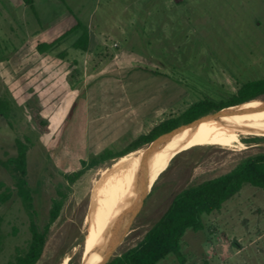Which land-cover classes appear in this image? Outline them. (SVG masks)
Here are the masks:
<instances>
[{
	"label": "rangeland",
	"instance_id": "obj_1",
	"mask_svg": "<svg viewBox=\"0 0 264 264\" xmlns=\"http://www.w3.org/2000/svg\"><path fill=\"white\" fill-rule=\"evenodd\" d=\"M51 1L62 12L46 13V6H40L45 0H37L41 22L29 7L19 12L16 6L0 0V98L11 102L9 117L0 115V194L11 193V198L0 204V264H8L18 251L26 249L32 219L43 229L53 201L62 198L63 207L49 228L36 264H84V241L71 247L87 235L86 218L95 186L119 159L84 169L74 182L68 178L82 169V160L96 156L87 144L95 129L89 124V105L98 103L109 115L103 123L116 121L122 80L134 63H121L117 71L120 77L117 73L116 79L105 77L88 93L80 86L69 95L67 71L71 61L78 59L73 43L81 31L44 53L39 52V44L54 41L79 19L102 33L101 39L110 48L117 40L121 51L133 47L148 54L151 60L139 64L170 77L165 83L170 93L160 104L164 103L165 109L171 105L169 118L179 117L206 98L227 100L244 82L264 78V0H47ZM62 4L73 13L65 12ZM131 22L138 25V34ZM116 26L124 33L116 29L117 34ZM151 26L155 27L150 30L153 37L144 30ZM146 39L160 42L141 46ZM130 80L137 83L144 78L131 75L124 84ZM153 87L148 96L159 89L156 84ZM259 103H264V95L248 105ZM248 105L224 112L248 111ZM241 138L243 149L196 145L177 151L165 169L153 176L149 194L126 231L122 228L114 235V242L118 241L113 258L137 246L183 189L217 178L245 159L264 153V136ZM134 139L126 140L121 148ZM17 140L29 147L26 177L33 190V217L14 188L13 175L2 164L17 155ZM154 142L157 148L159 140ZM148 148L147 144L135 152ZM102 198L108 199L107 191ZM203 223L202 230L185 232L180 242L181 259L170 254L157 264H264L263 188L244 185L220 210L204 215Z\"/></svg>",
	"mask_w": 264,
	"mask_h": 264
},
{
	"label": "trees",
	"instance_id": "obj_2",
	"mask_svg": "<svg viewBox=\"0 0 264 264\" xmlns=\"http://www.w3.org/2000/svg\"><path fill=\"white\" fill-rule=\"evenodd\" d=\"M26 2L32 7V2H29V0H26ZM76 31H81V34L73 43L74 48L87 50L89 31L87 26L77 19L75 25L54 41L39 44V52H46ZM262 95H264V78L244 82L238 91L227 100L216 102L208 98L203 99L192 104L179 117L168 118L154 127L148 134L134 139L122 150L112 151L107 149L92 157L89 161L82 160V169L68 178L71 182H74L84 169L93 168L133 153L181 125L190 124L225 107L244 103L227 110L229 111L246 106ZM10 111L11 102L8 99L0 98V115L8 118ZM184 130H187V127L184 126L169 136ZM16 145L17 155L2 164L13 175L15 179L14 188L28 214L33 217V190L30 188L26 177L29 147L26 143L19 140H17ZM246 184L264 189V153L245 159L226 174L183 189L175 196L167 211L147 231L143 240L137 246L112 258L107 264H157L170 254H174L181 259L180 242L185 232L188 229L193 231L202 230L204 228L203 216L220 210L223 204L237 194ZM10 198V192H2L0 194V204L6 203ZM63 204V198L53 201L49 221L43 229L32 219L30 224L31 238L27 243L26 249L18 251L14 259L10 260L8 264H36L40 260L47 241L49 228L59 217Z\"/></svg>",
	"mask_w": 264,
	"mask_h": 264
},
{
	"label": "crops",
	"instance_id": "obj_3",
	"mask_svg": "<svg viewBox=\"0 0 264 264\" xmlns=\"http://www.w3.org/2000/svg\"><path fill=\"white\" fill-rule=\"evenodd\" d=\"M4 1L12 6H16L19 12L25 11L27 10L26 8L29 7L35 18L43 22L38 15L37 0H29V2H32L33 8L26 0ZM51 3L52 1L47 2V0H45V2L40 3V6H46V13L54 12L57 15L62 12V8L59 7L58 4L55 2V4ZM62 7L65 8V12L69 10L73 13L72 9H67L64 4H62ZM152 25L154 26L155 23H152ZM86 26L89 31L88 49L81 50L73 46L74 50L77 52L76 56L78 59L71 61L72 65L69 66L70 68L67 71L68 75L65 86L67 88L66 92H68L69 95L77 92L80 86L82 87L83 93H88L90 88L93 89L94 87L100 86L101 81L105 77L115 78L116 73L117 76L120 77L121 75L118 74L117 71L120 69V64L124 62H131L134 64H130V70L124 75L128 77L124 78L122 81H127L131 75L137 76L140 80L144 78L142 82L138 81L137 83H132V80L128 81L127 84L123 82L121 85L122 103L115 112L118 119L112 124H105L102 122L109 115L102 111L98 103L89 105L88 111L92 114V119L89 121V124H94L95 129L93 132L94 136L89 139L87 144L92 148V154L98 155L107 149L112 151L122 150L125 147L121 148V146H123L126 140L148 134L154 127L170 117L168 115L171 110V105H168L167 109L163 107L164 103L160 105L163 99H165V95L170 93V86H165V83L168 82L167 80H169L170 77L164 72H153L148 65L144 66L139 64V62H149L151 60L148 54L141 53L133 47L121 51V42L117 40H114L112 43L113 47L110 48L108 43L101 39L100 36L102 33H97L92 25ZM145 26L146 25H143V27ZM153 26L149 27V29L144 28L145 31L147 30V35H154V31L150 34V30L155 28ZM130 27L134 29L133 31H135V33H139L138 31L140 29L137 24L131 22ZM116 29L119 34L124 33V31L121 33V30H123L121 26H116L114 29L118 34ZM144 30L143 35L146 34ZM150 41L151 39H146L145 43L140 42L141 46H154L158 45L157 43L160 42L151 43ZM125 42L128 43V40H125ZM113 48H115V50ZM150 52L152 51L150 50ZM151 56L154 55L151 54ZM118 81L119 83L121 82L120 79ZM134 84L136 86H134ZM153 84H156L159 89L153 95L148 96L147 94H150L154 88Z\"/></svg>",
	"mask_w": 264,
	"mask_h": 264
},
{
	"label": "bare ground",
	"instance_id": "obj_4",
	"mask_svg": "<svg viewBox=\"0 0 264 264\" xmlns=\"http://www.w3.org/2000/svg\"><path fill=\"white\" fill-rule=\"evenodd\" d=\"M238 110L222 112L218 115L220 117L208 123L198 125L201 122L198 121L193 125H185L187 130L169 136L184 126L175 129L159 140L157 148L156 143L152 142L148 145V150L122 156L112 168L106 170L102 179L100 177L99 184L95 186L91 209L89 215H86L87 235L84 238L86 246L84 264H99L104 260L111 244V238L120 231V229L117 230L118 224L140 196L142 185L146 180L144 171L146 161L151 181L153 176L165 169L171 157L181 149L187 150L196 145L228 149L238 146L243 149L244 144L240 140L241 137L264 136V103L251 105L248 111ZM104 191L108 192L106 200L102 198Z\"/></svg>",
	"mask_w": 264,
	"mask_h": 264
},
{
	"label": "water",
	"instance_id": "obj_5",
	"mask_svg": "<svg viewBox=\"0 0 264 264\" xmlns=\"http://www.w3.org/2000/svg\"><path fill=\"white\" fill-rule=\"evenodd\" d=\"M246 103H247V102H246ZM242 104H244V103H242ZM242 104H238V105H234V106L225 107V108H223V109H221V110H219V111H217V112H214V113H211V114L205 115V116H203V117L197 119L196 121H194V122H192V123H190V124H185V125H193V124L197 123L198 121H203V120H206V119H211V118H213V117L218 116V115L221 114L222 112L227 111V110L230 109V108H233V107H236V106H240V105H242ZM185 125H181V126L175 128V129H178V128H180V127H182V126H185ZM175 129H174V130H175ZM174 130H172V131H174ZM172 131H171V132H172ZM171 132L165 134L164 136H162V137H160V138H158V139H156V140H154V141H157V140H160V139L165 138V137H166L167 135H169ZM154 141H153V142H154ZM151 143H152V142H151ZM149 144H150V143H149ZM149 144H148V145H149ZM146 162H147V161H146ZM146 162H145V164H144V171L146 172V180L144 181V184L142 185V191H141V193H140V196L134 201L132 207L128 210V214H127V215L122 219V221L118 224V227H119V228H117V230L123 228L122 231H123V230L126 231V229H127V227H128V224L130 223V221H131V219H132V217H133V214L135 213V211H137V210L140 208L141 204L143 203V201L145 200V198H146L147 195L149 194V190H148V189H149V186H150V178H149V175H148V164H147ZM123 226H125V227H123ZM81 241H84V236H80V237H79V238L73 243L71 249H74L77 245H79V243H80ZM117 241H118V240H117ZM117 241H116V242H117ZM116 242H114V236H113L112 242H111V244H110V246H109V248H108V252H107V254H106L104 260H103L101 263H99V264H107L110 260H112L113 255H114V251H115V249H116Z\"/></svg>",
	"mask_w": 264,
	"mask_h": 264
}]
</instances>
